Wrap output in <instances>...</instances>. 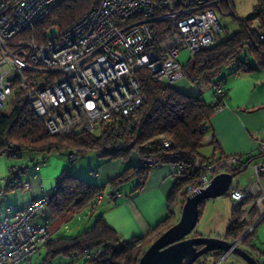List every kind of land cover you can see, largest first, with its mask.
<instances>
[{
    "label": "built area",
    "instance_id": "obj_1",
    "mask_svg": "<svg viewBox=\"0 0 264 264\" xmlns=\"http://www.w3.org/2000/svg\"><path fill=\"white\" fill-rule=\"evenodd\" d=\"M65 1L69 0H0V110L9 105L15 91H25L48 132L63 137L83 132L98 134L116 127L119 118L131 117L145 101L138 76L141 69L167 84L183 78L187 70L179 61L182 49L194 56L212 46L223 31L219 13L224 15L226 11L222 4L230 2L102 0L69 29L53 23L44 31V41L37 42V25ZM155 21L168 25L157 30ZM259 37L264 40V31ZM212 89L214 108L222 109L227 105L228 88L219 80ZM209 130L205 127L206 132ZM258 135L256 160L244 162L239 155L215 161L196 159L194 166L201 173L185 189L187 197L207 188L218 174L234 176L226 195L241 207V219L248 227L239 239L228 240L242 248L243 239L264 220V132ZM159 139L164 147H170L171 139L164 135ZM6 152L13 157L21 154L15 143ZM135 152L139 165H161L158 158ZM77 158L78 153L72 151L70 161ZM170 167L176 179L183 176L182 164ZM244 170L251 171V180L241 187L237 176ZM20 174L16 171L8 176L7 188L0 187V199L7 189L18 187ZM91 175L97 177L99 171ZM30 186L29 182L23 185ZM50 195L43 190L22 209L12 205L0 208V264H21L52 239L50 218L34 221L47 208ZM122 196L121 190L110 195L114 200ZM103 198L104 193L98 194L93 209L100 206ZM135 242L139 243L140 238L136 237ZM101 252L102 247L87 248L69 257L68 264L89 261ZM230 252L223 254L218 264Z\"/></svg>",
    "mask_w": 264,
    "mask_h": 264
},
{
    "label": "trees",
    "instance_id": "obj_2",
    "mask_svg": "<svg viewBox=\"0 0 264 264\" xmlns=\"http://www.w3.org/2000/svg\"><path fill=\"white\" fill-rule=\"evenodd\" d=\"M101 2L102 0L62 2L47 20L37 25L35 40L39 43L43 42L44 31L53 23L59 24L64 30L71 28ZM263 7L264 3L261 2L252 16L240 18V30L221 41L217 39L212 46L196 53L186 66L189 76L193 80L202 79L207 84H213L217 75L227 66L235 65L238 71L243 72L264 66V40L259 37L264 27L257 29L248 24V21L256 16L264 20ZM167 25V22H154L157 30ZM249 56L255 59V66L250 62ZM138 76L145 96L144 103L131 117L119 118L116 127L98 134L83 132L70 137L50 134L43 119L33 109L28 94L22 90L15 91L11 111L0 110V155L6 152L11 143H15L21 152L17 157H22L25 152L50 154L53 151L70 150L76 151L79 156L82 152L96 151L103 157L119 159L126 163L132 152L137 151L142 155L158 158L161 165L182 164L185 167L183 176L177 177L169 196L167 218L149 234L143 237L137 236L140 238L139 243L135 242L136 237L122 240L118 233L108 226L103 216H99L89 229L75 237L50 239L45 244L47 255L44 264L60 255L68 257L69 260V257L87 248L97 247H102L98 257L82 263L79 261V264H138L143 253L154 240L176 222V206L179 205L180 199L184 201L186 198V187L201 173L194 166L196 159L216 160L215 153L211 157L201 153L206 145L205 127L210 126L211 118L216 112L213 102L205 101L200 95L177 90L172 84L158 82L151 78L146 69L139 70ZM219 80L225 83L223 79ZM160 135L171 139L170 147L162 145ZM211 144L215 146V151L220 149L215 141ZM221 157L223 156L219 158ZM254 160L256 159L251 157L247 162ZM150 170L151 168L141 165L126 166L124 171L109 180L108 184L112 187H120L137 179L136 190H138L144 187ZM104 191V187L74 176L66 168L59 177L55 189L50 193V202L46 211L51 223H62L87 208L93 209L96 197ZM203 204L204 202L200 205V215ZM247 227L248 223L241 219V207L234 205L233 219L227 228L225 238L239 239L246 232ZM253 231L243 239L244 244H249ZM213 253L215 256L209 253L198 259L195 264H208L204 257L209 256H213L217 262L224 254L223 251Z\"/></svg>",
    "mask_w": 264,
    "mask_h": 264
},
{
    "label": "crops",
    "instance_id": "obj_3",
    "mask_svg": "<svg viewBox=\"0 0 264 264\" xmlns=\"http://www.w3.org/2000/svg\"><path fill=\"white\" fill-rule=\"evenodd\" d=\"M261 2L264 3V0H250L249 5L253 8V12L245 17L242 16V19L252 16L257 5ZM222 7L226 11L225 16L227 12L232 10L233 13L231 14L239 17L238 13H248V10L245 11L244 9H248L249 6L244 5L242 0H230L229 4L223 3ZM219 15L221 16L220 13ZM240 18H237L239 20L238 30L241 28ZM248 24L259 29L264 27V20L256 16L249 20ZM222 29L220 35L226 31V28L222 27ZM231 34L233 33L228 32L226 37ZM249 58L255 66V59L251 56ZM219 79H223L228 88L227 105L216 110L211 118L210 130L206 132L204 138L205 143L211 145L212 153H215L216 159L228 155H239L244 162H247L251 157L257 159L258 134L264 132V66L257 67L253 71L243 72L238 71L235 65H230L221 70L214 82ZM212 85L211 83L208 84L205 91L199 94L202 99L210 103L213 101ZM213 141L219 145V150L215 151V146L211 144ZM57 152L60 156L58 158H61L59 162L56 161L57 155L54 154V151L50 154L25 152L22 157L10 156L7 152L0 155L1 188H7L8 176L11 173L21 172L18 187L7 189L1 197L0 208L2 210L6 205H12L15 209H22L33 199L39 197L43 190L51 193L55 189L58 176H61L62 172L69 167V163L75 161L69 159L72 151L61 150ZM26 153L29 154L28 157H26ZM50 157L53 163L48 161ZM114 160L118 159L109 158L99 161L98 168L92 170L99 171L97 177L91 175L95 181L92 182L87 177L84 178L105 188L104 198L98 207V217L103 216L108 226L115 230L122 240H129L137 236L143 237L167 218L169 196L176 184V179H174L170 165L162 164L151 168L146 183L141 189L136 190L137 179L120 187H112L108 184L109 180L119 176L126 166H138L139 155L134 151L126 163L122 162L121 165L112 168L110 163ZM23 165L26 166L25 170L22 169ZM248 172L251 171L240 172L239 177ZM27 182L31 186L24 188L23 185ZM108 186H110L109 189ZM117 189L122 191L123 196L114 200L110 195ZM3 203L6 204L3 205ZM178 215L179 206L176 208V219L179 218ZM44 218H50L46 209L34 221L40 222ZM80 262L82 263V261Z\"/></svg>",
    "mask_w": 264,
    "mask_h": 264
},
{
    "label": "rangeland",
    "instance_id": "obj_4",
    "mask_svg": "<svg viewBox=\"0 0 264 264\" xmlns=\"http://www.w3.org/2000/svg\"><path fill=\"white\" fill-rule=\"evenodd\" d=\"M244 5L248 7V9H244L245 11L248 10V13H238L239 17H237L234 14H231V12H227L226 16L221 15V25L223 28H226V31L223 32L220 36H218V41L223 40L227 33H234L236 30L239 29V20L237 18H242L250 15L253 12V8L250 7V0H242ZM193 58L190 51L183 48L180 56L179 61L183 66H187L189 61ZM207 82L199 79V80H193L190 76L188 71H185V76L177 81H175L172 86L177 89L181 90L185 93L191 94V95H199L201 92L205 91L207 87ZM14 96L10 97L9 105L5 108L6 112L11 111L13 106ZM212 147L211 145H205L201 153L204 156H211L212 153ZM59 152L54 151V154L57 155L56 161L59 162L61 158ZM54 155V156H55ZM29 154L26 153V157H28ZM105 158V159H104ZM109 159L108 157H103L100 152L96 151H87L82 152L78 158L72 162L69 163V173L78 176L80 178L87 177L92 182L95 181V178L91 177L92 170H96L99 165V161H103ZM65 160V159H63ZM48 161H51L53 163L52 158L50 157ZM112 163V164H111ZM110 163V167L116 168L118 165H121V160H114ZM108 165V164H107ZM102 169V168H101ZM60 177V176H58ZM251 172L246 173L244 176L239 177L237 176V180L239 182V186L245 187L251 180ZM55 178H57L55 176ZM176 179V177H174ZM110 186H108V189ZM186 198L184 199V201ZM183 199L179 202V218L181 216L182 208L184 205ZM6 203H3V205ZM234 202L231 200L230 196L228 195H222L215 198H210L204 201V204L202 205V214L200 215L198 224L195 228V230L190 234V236H194L195 234H201L202 236L206 237H219V238H225L226 237V231L233 219V209H234ZM176 206V208L178 207ZM40 215V214H39ZM98 217V208L96 210H93L91 208L85 209L83 212L75 215L68 221H63L62 223L59 222H53L51 223V229L53 230V239L56 240L60 237H75L79 235L80 233L84 232L85 230L89 229L92 225L94 220ZM177 217L176 221L179 219ZM57 224V225H56ZM249 245H245V248L250 254H252L256 260L260 264H264V220L258 225V227L253 231L252 235L249 238L248 241ZM47 255V249L45 246H42L31 258L27 259L26 261L22 262L21 264H44L45 263V257ZM68 260V257L64 255H60L56 258L51 259L46 264H66ZM209 264H215V259L212 258L210 261H208ZM221 264H248L242 257L235 254L234 252L228 253L226 259H224Z\"/></svg>",
    "mask_w": 264,
    "mask_h": 264
},
{
    "label": "water",
    "instance_id": "obj_5",
    "mask_svg": "<svg viewBox=\"0 0 264 264\" xmlns=\"http://www.w3.org/2000/svg\"><path fill=\"white\" fill-rule=\"evenodd\" d=\"M233 177L232 174H218L207 188L188 195L178 221L154 240L138 264H195L203 256L220 251L225 252L224 255L229 251L234 252L248 264H260L250 252L227 238L190 236L198 224L201 203L225 195Z\"/></svg>",
    "mask_w": 264,
    "mask_h": 264
},
{
    "label": "flooded vegetation",
    "instance_id": "obj_6",
    "mask_svg": "<svg viewBox=\"0 0 264 264\" xmlns=\"http://www.w3.org/2000/svg\"><path fill=\"white\" fill-rule=\"evenodd\" d=\"M245 245H247V244H242V246H243L244 249H246V248H245ZM248 245H249V244H248ZM211 254H212L213 256H215V255H214L215 253H211ZM213 256L204 257V259H206L207 261H210L212 258H214ZM208 264H209V262H208Z\"/></svg>",
    "mask_w": 264,
    "mask_h": 264
}]
</instances>
